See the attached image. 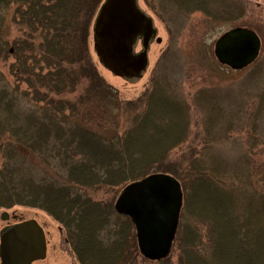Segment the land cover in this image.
Wrapping results in <instances>:
<instances>
[{
	"label": "trees",
	"instance_id": "obj_1",
	"mask_svg": "<svg viewBox=\"0 0 264 264\" xmlns=\"http://www.w3.org/2000/svg\"><path fill=\"white\" fill-rule=\"evenodd\" d=\"M102 2L0 0V208L43 210L97 262L115 259L122 236L134 264L133 223L114 201L126 184L163 172L182 189L172 244L180 264H264L257 174L208 150L233 129L215 131L223 118L217 89L200 88L189 102L179 82L154 69L140 110L116 129L117 113L131 103L119 100L88 50ZM98 108L109 125L95 121ZM192 109L201 114L202 150L172 159L189 139Z\"/></svg>",
	"mask_w": 264,
	"mask_h": 264
},
{
	"label": "rangeland",
	"instance_id": "obj_2",
	"mask_svg": "<svg viewBox=\"0 0 264 264\" xmlns=\"http://www.w3.org/2000/svg\"><path fill=\"white\" fill-rule=\"evenodd\" d=\"M138 1L153 17L157 34L161 38V42L149 45L147 64L141 76L129 78L113 74L94 51L92 27L88 39L89 54L99 75L117 90L120 101L131 103L117 113L116 129L121 131L125 128L134 112L140 110L141 103L137 99L148 88L154 69L167 75L171 82H179L178 91L189 102L200 88L217 89L223 118L215 131H226L229 125L233 129L208 150H214L231 168L239 167L243 171L248 163L257 174L259 188L264 192V0H225L223 7H214L215 18L205 16L201 11L177 15V12L183 10L174 8L171 0ZM226 10L233 12L230 19L225 17ZM235 26L253 29L261 40L255 61L240 70H232L220 64L213 53L217 37ZM94 118L104 125L113 121L106 119L99 108L95 110ZM202 132L201 114L192 109L189 139L175 151L172 159L194 150H202ZM246 150L251 152L247 153ZM3 211L9 214L11 220L35 219L46 232L50 231L53 235L50 242H57L54 233L60 225L43 210L17 205L0 208V212ZM134 264L180 262L173 248L160 262L146 260L139 255Z\"/></svg>",
	"mask_w": 264,
	"mask_h": 264
},
{
	"label": "water",
	"instance_id": "obj_3",
	"mask_svg": "<svg viewBox=\"0 0 264 264\" xmlns=\"http://www.w3.org/2000/svg\"><path fill=\"white\" fill-rule=\"evenodd\" d=\"M144 30H151V22L136 8L135 0H104L92 28L94 51L113 74L137 78L147 64V42L143 41L144 50L136 56L131 49L135 35ZM260 46L253 29L235 26L217 37L213 53L220 64L240 70L254 62ZM182 203L179 181L156 172L126 184L114 209L133 223L140 255L159 261L170 253ZM0 237V264H30L44 255L43 231L35 219L4 227Z\"/></svg>",
	"mask_w": 264,
	"mask_h": 264
},
{
	"label": "flooded vegetation",
	"instance_id": "obj_4",
	"mask_svg": "<svg viewBox=\"0 0 264 264\" xmlns=\"http://www.w3.org/2000/svg\"><path fill=\"white\" fill-rule=\"evenodd\" d=\"M173 2V6L176 9H181L183 11L177 12V15H184L190 13L192 11H201L205 16H212L216 15V12L213 10L214 7H223L225 0H171ZM136 8L147 17V19L151 22V30L144 32H139L135 35L133 39L131 54L136 56L144 50L143 48V41L147 42L146 48V55L148 53L149 45L152 42H161L160 36L157 34V28L155 26L153 17L151 14L143 9L139 5V1L135 0ZM223 5V6H222ZM209 17V16H208ZM160 39L157 41V39ZM139 46V47H138ZM119 215V214H118ZM123 216L124 215H120ZM127 217V216H125ZM23 220H16L14 218H10L7 212H0V232L3 230L4 227L9 225L21 222ZM40 225V224H39ZM41 226V225H40ZM43 231V237L45 241V249L44 255L41 258H36L31 260L30 264H129L128 259L124 257L126 254V246L127 241L126 238H122V236H115L116 239V254L114 260H102L101 262H97V260H91L86 257L84 252H82L81 246L75 244L73 242L72 234H69L70 229L58 226L55 229V233L57 235V242L51 243L50 240L52 238V234L50 231L46 232L45 229L41 226ZM118 232L119 229H115V232ZM108 238V236H107ZM106 238V239H107ZM1 241V237H0ZM1 243V242H0ZM160 262V261H157ZM0 263H1V256H0Z\"/></svg>",
	"mask_w": 264,
	"mask_h": 264
}]
</instances>
